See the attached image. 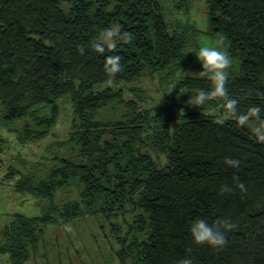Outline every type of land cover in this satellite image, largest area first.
<instances>
[{"label": "trees", "instance_id": "trees-1", "mask_svg": "<svg viewBox=\"0 0 264 264\" xmlns=\"http://www.w3.org/2000/svg\"><path fill=\"white\" fill-rule=\"evenodd\" d=\"M167 2L175 14L191 5ZM205 8L208 34L217 45L226 38L237 67L226 84L237 115L258 107L264 119V0H205ZM114 27L132 42L95 52L92 43ZM200 33L189 21L169 22L161 0H0V127L24 148L51 133L61 99L72 107L67 138L47 146L49 157L4 175L23 201L42 204L39 214L16 213L0 230V255L10 264H28L48 225L86 216L109 224L119 264L189 256L193 264H264V142L235 116L214 123L222 100L190 105L211 89L207 77L167 82L156 107L124 97V85L145 75L161 82L194 62ZM108 55L121 57L114 76L104 70ZM130 91L141 99L139 89ZM7 143L0 136V155ZM222 185L232 191L221 193ZM196 219L232 223L226 246L195 245Z\"/></svg>", "mask_w": 264, "mask_h": 264}, {"label": "rangeland", "instance_id": "rangeland-1", "mask_svg": "<svg viewBox=\"0 0 264 264\" xmlns=\"http://www.w3.org/2000/svg\"><path fill=\"white\" fill-rule=\"evenodd\" d=\"M164 4L166 18L169 22L175 19L189 21L200 30L199 45L217 46V41L209 34V25L206 15L205 0H191L189 11L186 14H175L167 0H161ZM235 63L227 70L229 75L236 71ZM202 71L201 63L197 58L192 63L184 64L179 70L173 72L168 79L160 82V75H145L141 79L124 85L125 99H133L140 108H151L162 103V87L167 82H175L186 76H197L195 73ZM104 85V84H103ZM131 88L141 91L140 98L134 96ZM60 114L56 126L51 133L37 143L21 148L17 145L15 136L0 127V136L7 139V149L4 148L0 157V230L13 218L16 213L24 215L39 214L41 203L33 200L23 201L21 196L13 193L10 182L4 180L9 166H15L24 170L22 161L27 168L40 161L43 157H49L47 146L58 140L67 138L72 118V107L66 98L59 101ZM247 126L258 138L254 131L256 128L248 122ZM263 134V133H262ZM62 197V196H60ZM110 226L104 223L100 226L97 217L86 216L79 218L64 227L48 225L44 237L38 246V251L31 256L28 264H119L116 256L118 245L110 236ZM0 264H10L7 255H0Z\"/></svg>", "mask_w": 264, "mask_h": 264}, {"label": "clouds", "instance_id": "clouds-1", "mask_svg": "<svg viewBox=\"0 0 264 264\" xmlns=\"http://www.w3.org/2000/svg\"><path fill=\"white\" fill-rule=\"evenodd\" d=\"M123 40L127 43L132 42L130 33L121 34L118 27L103 30L97 40L92 43V48L97 53L103 54L106 49L115 50L116 40ZM226 38L222 37L219 44L215 47L204 45L201 46L196 54L198 62L201 63L202 71L195 73L200 77H207L212 87L209 91L200 90L198 94L191 101L192 106L197 107L203 105L207 101L213 99H220L223 101L221 108L223 114L219 116L214 123H223L224 114L235 116L242 126L247 125L250 120L257 122V127L254 131L258 135V139L264 142V119L261 118V109L258 107H251L246 113L237 115L238 102L229 98L226 84L228 81V69L232 65V60L228 54L227 46L225 44ZM81 55L84 54V48H78ZM121 57L119 55H108L104 61V70L110 76L119 73L121 68ZM225 164L229 167L238 168L240 161L226 158ZM235 187L241 192H246V186L240 182L238 177H233ZM232 188L228 185H222L220 192H231ZM235 226L227 220H217L213 224H209L206 220L196 219L192 222L189 229L192 241L195 245H208L212 248L222 249L227 244L226 233L231 231ZM179 264H193V258L190 256L180 260Z\"/></svg>", "mask_w": 264, "mask_h": 264}]
</instances>
